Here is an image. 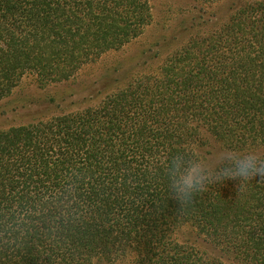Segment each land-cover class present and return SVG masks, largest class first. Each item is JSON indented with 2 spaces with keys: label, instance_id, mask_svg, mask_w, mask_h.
<instances>
[{
  "label": "trees",
  "instance_id": "obj_1",
  "mask_svg": "<svg viewBox=\"0 0 264 264\" xmlns=\"http://www.w3.org/2000/svg\"><path fill=\"white\" fill-rule=\"evenodd\" d=\"M151 20L147 0H0V100L27 74L69 81ZM228 20L226 40L187 46L161 76L0 130V264H220L179 241L184 228L264 264V179L209 183L183 207L169 192L172 158L197 163L201 129L220 146L209 170L264 157V0Z\"/></svg>",
  "mask_w": 264,
  "mask_h": 264
},
{
  "label": "rangeland",
  "instance_id": "obj_2",
  "mask_svg": "<svg viewBox=\"0 0 264 264\" xmlns=\"http://www.w3.org/2000/svg\"><path fill=\"white\" fill-rule=\"evenodd\" d=\"M147 1L152 15L150 25L122 49L107 52L66 82L40 86L35 76H23L11 93L0 100V130L73 112L86 104L95 105L105 95L124 88L134 78L161 76L167 61L187 46L201 40L205 43L214 36L226 40L228 19L236 8L263 0H220L212 3L200 0ZM76 90L79 91L77 95L69 96ZM24 108L28 109L22 110ZM200 136L202 146L195 148L197 163L206 168L217 161L214 156L219 155L220 146L207 130L201 129ZM208 153L212 155L208 156ZM177 238L181 242L187 240L189 245L220 264H244L234 255L213 247L191 229H182ZM93 264H136V255L126 253L110 262L93 260Z\"/></svg>",
  "mask_w": 264,
  "mask_h": 264
},
{
  "label": "clouds",
  "instance_id": "obj_3",
  "mask_svg": "<svg viewBox=\"0 0 264 264\" xmlns=\"http://www.w3.org/2000/svg\"><path fill=\"white\" fill-rule=\"evenodd\" d=\"M176 161L177 158L173 157L168 170L169 192L181 207L197 193L205 191L209 183H219L225 180L246 182L258 176L264 179V157L252 152L243 155L235 154L222 167L212 170L201 168L199 163H195L181 172ZM173 192L177 195H173Z\"/></svg>",
  "mask_w": 264,
  "mask_h": 264
}]
</instances>
